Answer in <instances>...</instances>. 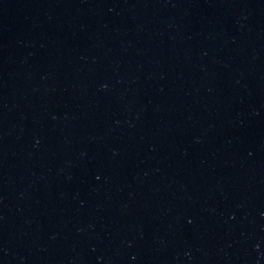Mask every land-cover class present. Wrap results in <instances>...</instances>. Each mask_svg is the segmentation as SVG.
<instances>
[{
    "label": "water",
    "instance_id": "95a60500",
    "mask_svg": "<svg viewBox=\"0 0 264 264\" xmlns=\"http://www.w3.org/2000/svg\"><path fill=\"white\" fill-rule=\"evenodd\" d=\"M0 264H264V0H0Z\"/></svg>",
    "mask_w": 264,
    "mask_h": 264
}]
</instances>
